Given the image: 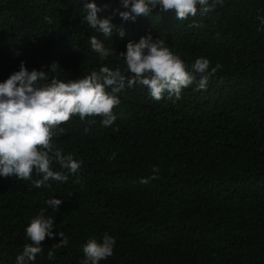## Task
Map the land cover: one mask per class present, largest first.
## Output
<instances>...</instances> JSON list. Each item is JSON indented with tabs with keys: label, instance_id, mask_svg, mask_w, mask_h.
Masks as SVG:
<instances>
[{
	"label": "trees",
	"instance_id": "1",
	"mask_svg": "<svg viewBox=\"0 0 264 264\" xmlns=\"http://www.w3.org/2000/svg\"><path fill=\"white\" fill-rule=\"evenodd\" d=\"M96 3L123 38L83 22V0H0V82L21 62L29 71L58 62L62 69L50 76L64 82L101 66L123 68L119 53L149 34L189 67L201 57L209 71L220 67L207 90H196L197 75L180 99L165 93L157 101L146 86L126 87L111 127L79 116L62 125L54 143L84 161L66 183L35 188L0 176V264H16L31 243L26 228L52 197L64 201L55 213L48 209L55 238L42 242L34 264H81L83 246L105 232L116 245L100 264H264V0H223L184 21L156 9L135 22L114 15L127 11L119 0ZM194 22L202 27H189ZM93 35L114 55L102 60L92 51ZM61 231L68 244L49 260Z\"/></svg>",
	"mask_w": 264,
	"mask_h": 264
},
{
	"label": "clouds",
	"instance_id": "2",
	"mask_svg": "<svg viewBox=\"0 0 264 264\" xmlns=\"http://www.w3.org/2000/svg\"><path fill=\"white\" fill-rule=\"evenodd\" d=\"M83 3L86 12L83 22L91 29L105 38H112L114 31L121 38L125 36L123 28H117L112 22L113 17L100 18L98 14L103 9L97 6L96 0H83ZM119 3L127 11L117 9L114 15L118 13L124 21L135 22L137 17L150 16L156 9L162 13L172 12L176 20L184 21L195 17L198 11L208 13L215 10L223 0H119ZM261 24L264 25V18H261ZM189 27L202 25L194 22ZM88 41L91 50L102 60L114 55L113 50L105 47L97 36L93 35ZM126 48V53H119L125 63L123 68L101 66L98 71L64 82L50 76L62 69L58 62L46 66L45 70L31 71L25 62H21L19 71L0 82V176L30 181L35 188L50 189L51 181L66 183L69 174L75 176L84 161L75 159L73 154H65L63 148L54 143V138L65 132L62 125L79 116L87 123L95 122L89 120L90 117H101L102 126L111 127L117 120L114 109L121 103L119 93L126 87L146 86L150 96L157 101L165 93L180 99L182 90L192 85L197 75L200 78L196 90H207L210 77L220 67L217 65L209 71L210 61L203 57L189 67L162 38L154 39L151 34L141 37L138 42L130 40ZM88 130L86 127L85 132ZM115 157L113 153L109 160ZM53 164H59L60 170H53ZM152 171L158 173L159 168L154 166ZM33 174L39 178L33 179ZM153 179L158 176L143 178L140 183L147 184ZM63 202L53 197L46 200L47 207L42 208L26 228L31 243L23 246L16 264H34L43 252L42 242L49 237L55 238V217L48 213V209L55 213ZM59 236L62 242L49 249V260L55 259L56 249L68 244L64 232H59ZM115 245V238L108 232L99 240L90 238L82 248L84 259L81 264H100L114 254Z\"/></svg>",
	"mask_w": 264,
	"mask_h": 264
}]
</instances>
